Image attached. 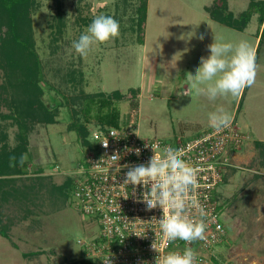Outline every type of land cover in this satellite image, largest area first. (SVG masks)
Masks as SVG:
<instances>
[{
    "label": "rangeland",
    "instance_id": "1",
    "mask_svg": "<svg viewBox=\"0 0 264 264\" xmlns=\"http://www.w3.org/2000/svg\"><path fill=\"white\" fill-rule=\"evenodd\" d=\"M147 1L141 34L144 44L138 43L137 27L128 21L140 0H126V30L81 57L72 42L88 26L74 25L75 8L86 3L90 10L83 11L82 17H97L104 14L100 11L103 6L111 5L109 12L115 14L117 0H64L67 24L61 37L54 33L53 0H38L32 28L44 64L42 101L49 109L57 108L56 123L35 122L28 127L23 155L26 173L8 183V190H17L0 207L1 225L8 227L9 233L7 238L0 236V264H80L84 260L80 247L97 228L74 209L66 195L68 188L58 189L74 175L86 153L76 135L67 131V124L74 117L81 123L86 120L77 106L84 95L114 91L124 96L115 102L120 121L134 122L142 139H189L209 128L208 113L217 107L231 114V126L243 137L236 150L229 152L225 180L217 189L226 237L211 264H264V37L257 48L262 30L258 15L250 18L243 31H236L210 20L203 11L202 6H209L212 0ZM249 1L226 0L235 18L248 9ZM122 9L120 6L118 11ZM214 37L232 43L247 40L257 50L254 85L238 98L215 101L195 91L192 97L177 95L190 88L186 74H195L200 58L210 55L207 46ZM133 89L140 92L135 98L136 109L131 106ZM8 113L9 109L0 105V115ZM87 118L88 132L97 129L93 117ZM13 125L10 119L0 117V136L6 132L8 147L16 143Z\"/></svg>",
    "mask_w": 264,
    "mask_h": 264
},
{
    "label": "built area",
    "instance_id": "2",
    "mask_svg": "<svg viewBox=\"0 0 264 264\" xmlns=\"http://www.w3.org/2000/svg\"><path fill=\"white\" fill-rule=\"evenodd\" d=\"M131 125L120 129L90 131L89 141L93 148L85 149L83 163L77 165L71 176L69 202L80 216L94 223L97 228H93L94 236L86 237V242L80 247L83 258L102 264L112 254L113 264H141L142 261L154 264L158 253L152 250L151 244L156 239L155 233L159 235V224L152 217L160 219L162 210L156 208L147 211L144 203H138L144 189L137 188L134 192L131 185L122 186L128 169L122 168L116 173L114 162L107 159L114 152H119L120 165L147 163L154 153L151 146L145 147L146 144L154 146L158 158L166 146L183 149L184 159L197 168L198 183L192 196L202 206L204 214L201 216L200 211L193 208L188 215L194 220H204L205 239L187 246L195 251L196 264H211V256L226 237L222 213L217 212L213 192H217L224 169L228 166V153L236 150L243 136L230 124L220 132L209 127L185 140L142 139L138 133V136L135 134L137 130ZM106 140L108 148H104L101 143ZM137 148L141 150L139 156L134 151ZM133 233L145 236L138 237ZM157 244L162 254H182L186 247L185 242L179 240L168 243L160 239Z\"/></svg>",
    "mask_w": 264,
    "mask_h": 264
},
{
    "label": "trees",
    "instance_id": "3",
    "mask_svg": "<svg viewBox=\"0 0 264 264\" xmlns=\"http://www.w3.org/2000/svg\"><path fill=\"white\" fill-rule=\"evenodd\" d=\"M79 1V0H78ZM55 5V15L53 16L54 33L57 37H61L66 26V16L64 10V0H53ZM121 6L123 9L118 11ZM114 4L115 14L104 13L102 15L112 16L120 25V30H126L123 26L125 10L127 8L126 0H117ZM40 4L38 0H0V105L9 109L7 115H0L1 118H8L13 122L17 132L14 133L16 143L13 147H8L6 142L7 134L2 132L0 136V207L6 204L11 198L12 191L8 190V183L15 181L14 178L26 173L27 161L23 155L27 152V132L28 127L35 122H44L47 124L56 123L55 117L57 108L49 109L42 101L44 83V64L39 53L36 50L34 42V33L32 28V16L36 14ZM74 25L89 26L95 16L82 17L83 11H89V5L77 6ZM208 16L220 25L229 27L236 31H243L252 16L258 15V21L262 26L258 46L264 37V0H250L248 9L238 14L237 18L233 17L228 10L226 0H212L209 6L204 7ZM133 16L128 18L131 24L136 25L139 33L138 43H143L144 24L146 15V0H140L139 5L133 9ZM118 14L120 16H118ZM130 29V27H129ZM132 30V29H131ZM257 53V50H256ZM50 89V86H48ZM130 94L132 109L138 107L135 98L139 94V90H131ZM124 96L119 91H114L108 95L103 93L86 94L79 100L77 106L84 114L83 123L79 122L76 117L67 124V131L73 132L76 139L84 146L85 149H92L93 146L89 141L87 129V116L91 115L98 126L99 131H105L108 128L120 129L132 124V128L136 129L135 123L120 121V113L115 102L122 101ZM69 103V100H67ZM72 104H76L72 98ZM122 122V123H120ZM96 130V129H95ZM207 129L203 130L206 131ZM176 139V138H175ZM173 139V141L175 140ZM185 140V139H184ZM233 151V150H232ZM229 154V153H228ZM228 167V166H227ZM224 173L219 185L224 182ZM71 178H66L63 185L58 189L67 190V198ZM19 194V193H18ZM213 200L217 202V192H213ZM223 205L217 204V212L222 213ZM8 227L1 225L0 236L9 237ZM219 251L216 250L211 256V260L215 262ZM80 264H99L92 259H85ZM63 261L60 264H65Z\"/></svg>",
    "mask_w": 264,
    "mask_h": 264
},
{
    "label": "clouds",
    "instance_id": "4",
    "mask_svg": "<svg viewBox=\"0 0 264 264\" xmlns=\"http://www.w3.org/2000/svg\"><path fill=\"white\" fill-rule=\"evenodd\" d=\"M119 35L118 21L112 16L100 15L92 20L78 40L72 42V48L81 57H86L94 46L105 44ZM199 38L203 40L204 37L201 35ZM180 39L183 40L184 36ZM207 47L210 55L200 58L195 74L192 72L186 74L190 88L178 92L177 95L192 97L191 93L195 91L197 95L215 101L229 96L238 98L245 88L254 85L258 67L256 51L247 40L232 43L214 37L213 42ZM175 67L176 65L173 68ZM231 122V114L223 107H217L215 111L208 113V125L216 132L228 128ZM135 134L137 135V132ZM101 143L104 148H108L107 140ZM149 146L154 155L147 163L120 165L119 152H114L107 159L114 162L116 173L122 168L128 169L124 174L122 186L131 185L134 192L137 188L144 189L137 200L138 203H144L147 211L156 208L162 210L160 219L152 217V220L159 224V235L155 233L156 239L151 244L152 250L158 253L154 258V264H196V253L187 245L205 239L204 220H194L188 215L189 210L193 208L198 209L201 216L204 214L202 206L192 196L198 183V170L184 159L183 149L166 146L158 158L154 146L145 144V147ZM134 151L137 156L140 155L139 148ZM160 239L168 243L184 241L186 247L182 254L180 252L162 254L157 244ZM102 264H113L112 254L102 261ZM141 264L149 262L142 261Z\"/></svg>",
    "mask_w": 264,
    "mask_h": 264
},
{
    "label": "crops",
    "instance_id": "5",
    "mask_svg": "<svg viewBox=\"0 0 264 264\" xmlns=\"http://www.w3.org/2000/svg\"><path fill=\"white\" fill-rule=\"evenodd\" d=\"M206 5H203L202 6V8H203V11L205 12V10H204V7H205ZM110 7H111V5H105V6H103L102 8H101V12L103 13H110L109 12V10H110ZM147 13H148V1L146 0V15H145V22H146V17H147ZM206 13V12H205ZM207 14V13H206ZM102 15V14H101ZM210 20H212L211 18H210ZM215 22V21H214ZM217 23V22H216ZM144 26H145V24H144ZM144 30H145V27H144ZM142 44H144V37H143V43ZM140 93V92H139Z\"/></svg>",
    "mask_w": 264,
    "mask_h": 264
}]
</instances>
